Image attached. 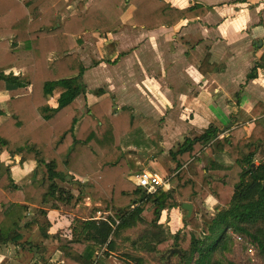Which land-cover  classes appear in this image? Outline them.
I'll return each instance as SVG.
<instances>
[{
	"label": "trees",
	"instance_id": "16d2710c",
	"mask_svg": "<svg viewBox=\"0 0 264 264\" xmlns=\"http://www.w3.org/2000/svg\"><path fill=\"white\" fill-rule=\"evenodd\" d=\"M87 1L79 3L81 9ZM64 6L63 1L42 0L30 14L29 5L19 0H0V154L19 159L21 166H36L19 179L0 166V251L10 256L26 250L37 254L40 246L22 239L24 232L36 230L44 240L50 238L52 224L44 207H75L89 199L100 204L95 211L112 216L81 221L57 257L50 262L40 257L45 264H114L115 239L139 224L147 229L132 242L138 253L163 255L179 249V264H235L226 255L232 253L236 236H244L257 244L264 264V157L255 163L258 155L264 156V123L226 129L216 122L202 135L187 137L168 153L174 166L172 189L148 194L128 179L138 172L128 155L156 161L153 154L162 151L161 138L147 136L142 116L130 107L117 108L105 90L86 88V68L76 52L85 33H116L129 8L130 24L150 30L204 17L212 7L180 9L166 0H93L83 11L62 19ZM105 50L108 57L114 56L116 43L108 42ZM208 62L206 56L200 73H206ZM218 68L209 64L210 71ZM258 69L264 70V57L247 79H255ZM57 90L52 106L49 99ZM81 96L84 113L76 103ZM261 107L258 104L252 116H259ZM60 183L76 184L77 194ZM209 196L216 200L215 214L206 212L200 221H188L199 225V235L185 230L150 239L163 212ZM242 240V247L249 249ZM126 258L129 264H144L142 258Z\"/></svg>",
	"mask_w": 264,
	"mask_h": 264
},
{
	"label": "crops",
	"instance_id": "0c3cea01",
	"mask_svg": "<svg viewBox=\"0 0 264 264\" xmlns=\"http://www.w3.org/2000/svg\"><path fill=\"white\" fill-rule=\"evenodd\" d=\"M49 1H64L60 17L70 15L69 0ZM92 1L88 0L84 9ZM166 1L180 9L202 4L212 10L201 18L184 19L175 27L146 30L130 24L133 8H129L116 33H85L76 52L86 68L83 81L87 89H103L114 97L117 108L130 107L135 115L142 116L146 135L159 136L169 151L177 143L176 151L183 138L200 136L216 122L226 129L264 123V70L258 69L255 79H247L264 57V0ZM24 2L34 6L38 0ZM110 41L116 43L112 57L98 48ZM206 56L210 65L219 68L210 71L205 64L206 73L202 74L199 66ZM260 103L261 114L252 116L251 111ZM84 112L86 106L81 110ZM88 204L100 206L89 199ZM44 210L53 228H59L62 223L56 213L64 212V207L51 210L46 205ZM23 236L22 242L33 246L46 242L39 230L24 232ZM25 252L28 250L10 256L0 251V264H23L17 258Z\"/></svg>",
	"mask_w": 264,
	"mask_h": 264
},
{
	"label": "rangeland",
	"instance_id": "374dc122",
	"mask_svg": "<svg viewBox=\"0 0 264 264\" xmlns=\"http://www.w3.org/2000/svg\"><path fill=\"white\" fill-rule=\"evenodd\" d=\"M25 1V0H23ZM42 0H38L34 6L31 4L29 5L30 14H32V10L37 7V5ZM77 0H69V13H79L80 11H83L81 9V6H79V3L76 4ZM60 2V1H59ZM64 2V1H63ZM88 2V1H87ZM52 3V2H51ZM58 3V2H57ZM65 3V2H64ZM26 4V3H24ZM54 4V3H53ZM56 4V3H55ZM66 6V3H65ZM64 6V8H65ZM86 6V4H85ZM63 8V9H64ZM63 12V11H61ZM65 16L64 18H66ZM125 18H127V21L129 19V15H127ZM94 39V38H93ZM104 45L102 47H99L100 52L103 54L106 51L104 49ZM10 69V68H9ZM13 71V69H12ZM15 71V70H14ZM18 73V72H16ZM84 82V81H83ZM87 88V86H86ZM60 90H57L55 92L54 97L49 99V104L52 106L56 105V100L58 97ZM2 100V96H0V101ZM77 105L80 108V111L84 109L85 102L83 97L78 98L76 101ZM251 127H249L250 129ZM186 137L182 139V143H184ZM175 143L173 150L175 151L176 145ZM201 148V146H196V148ZM161 152H155L153 155L156 157V161H153L151 157H146L141 154L136 155H128V158L130 161L134 164V169H143L144 171L157 173L158 171L155 170V168H158L160 170V175L170 178V173L173 166V163L171 162V157L168 154L169 150L166 146L162 144ZM211 154H209L210 156ZM263 155L260 154L256 157V164L260 163L263 159ZM19 159H12L9 158L6 154H0V166L2 169H11L13 172V175L15 178L19 179L21 176L29 174L32 170H34L35 163L33 162H27L23 164L22 166L19 164ZM138 163V164H137ZM74 181L78 182L79 178L75 177ZM62 187H65L66 189L72 191L73 194H77V185L76 184H67V183H60ZM186 203H190L193 206L192 215L190 218H187V210L183 209L182 206H178L170 211H165L162 213L161 219L159 223L153 227L150 230V239L157 240L161 237H167L172 234H176L178 232H184L186 231H194L198 235L201 233L200 227L198 224H196L195 221H200V217L203 213H209L211 215L215 214V207H216V200L209 196L204 201L201 199H196L192 201H187ZM100 205V204H99ZM62 206V205H60ZM60 206H58V209H60ZM64 207V212L56 213L57 215V221L62 225L59 228H51L49 229V235L50 238L45 240L46 242L40 246V250L38 251L37 255L35 253H32L31 251L22 253L17 259L20 261H23V264H34V262H37L38 264H45L44 261L40 259L41 256L45 257L46 262H50L51 259L57 257L62 247L66 246L71 239L74 237V230L80 226L81 221H85L88 219L95 218L97 216V211H95V208L93 205L88 204V199H86L84 202L78 204L75 207ZM100 207V206H99ZM48 208L51 210H56L52 208V204H48ZM102 213H109V212H103ZM36 213V210L34 208L31 209V218H33L34 214ZM48 214V213H47ZM102 217H105L102 215ZM96 219V218H95ZM194 219L193 223H189L188 221ZM146 227L142 225H137L134 228L124 230L121 232V234L115 239V251L113 253V262L114 264H129V260L126 258V256H133L136 258H142L144 260V264H179L180 262V255L174 254L170 258V262H167V257L169 253L163 255H155L150 254L145 251L137 252L132 247V242L136 240L141 234H143L146 231ZM242 239L245 238V245L251 247L253 249V253H249L248 249H244L242 247L241 242H237V240L234 241L232 253L227 254L226 258L235 264H263L262 260L259 257L258 253V247L257 244L254 243L250 238L241 236ZM243 241V240H242ZM250 242L249 244L247 242ZM56 249V250H55ZM55 250V254L48 256L49 252ZM33 260V261H32ZM61 264V263H59Z\"/></svg>",
	"mask_w": 264,
	"mask_h": 264
},
{
	"label": "built area",
	"instance_id": "2783aa9c",
	"mask_svg": "<svg viewBox=\"0 0 264 264\" xmlns=\"http://www.w3.org/2000/svg\"><path fill=\"white\" fill-rule=\"evenodd\" d=\"M19 1L21 3H25L23 0ZM128 179L137 187L146 190L148 194H154L158 191L168 193L172 189V186L170 184V178L163 177L162 175H159L157 173L144 171L143 169L137 172L136 174H132ZM102 215H104L105 217H102ZM110 215L112 216L111 213L98 212L95 218L96 220H102ZM236 240L237 242H241L242 237L236 236ZM248 251L249 253H253V249L251 247H249Z\"/></svg>",
	"mask_w": 264,
	"mask_h": 264
},
{
	"label": "water",
	"instance_id": "95a60500",
	"mask_svg": "<svg viewBox=\"0 0 264 264\" xmlns=\"http://www.w3.org/2000/svg\"><path fill=\"white\" fill-rule=\"evenodd\" d=\"M67 180L70 181V177L67 178ZM183 209L187 210V218H190L191 215H192V210H193V206L192 204L190 203H184L182 205ZM169 255L167 257V262L169 263L170 262V258L174 255V254H178L180 255L181 254V251L179 249H171L168 251Z\"/></svg>",
	"mask_w": 264,
	"mask_h": 264
}]
</instances>
